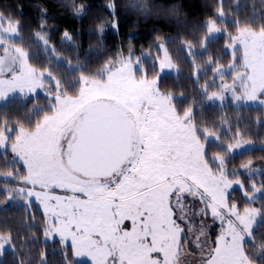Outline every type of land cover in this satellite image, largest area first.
Instances as JSON below:
<instances>
[{
  "label": "snow or ice",
  "instance_id": "snow-or-ice-1",
  "mask_svg": "<svg viewBox=\"0 0 264 264\" xmlns=\"http://www.w3.org/2000/svg\"><path fill=\"white\" fill-rule=\"evenodd\" d=\"M61 6L78 19L90 7L77 0ZM104 8L108 16L93 22L101 45L108 27L119 28L117 0ZM238 8V0L236 11L218 0L199 25L206 30L199 55L207 53L203 70L211 76L200 85L202 69L193 62L192 100L183 91L160 90L170 76L166 69L179 78L167 40L140 56L121 50L89 74L84 62L65 64L56 52L46 9L30 42L19 20L0 13V204H22L25 211L38 204L44 242L60 245L64 264H184L190 246L198 264H264V232L257 233L264 227V178L259 186L239 178L264 176V166L249 159L229 168L234 154L252 144L243 139L240 110L249 103L264 110V16L241 18ZM220 38L224 48L216 55L208 46ZM60 39L71 46L77 34L65 29ZM185 47L198 55L191 44ZM40 53L48 65L42 69L34 66ZM229 104L234 124L227 112L219 122L204 118L206 106ZM234 186L246 204L242 210L231 195ZM6 245H14L11 231L0 235V257ZM40 264H47L46 254Z\"/></svg>",
  "mask_w": 264,
  "mask_h": 264
},
{
  "label": "trees",
  "instance_id": "trees-1",
  "mask_svg": "<svg viewBox=\"0 0 264 264\" xmlns=\"http://www.w3.org/2000/svg\"><path fill=\"white\" fill-rule=\"evenodd\" d=\"M131 1L117 0L119 28L118 31H114L108 27L103 34L102 45L94 33L93 22L98 18L108 16V10L104 8L108 0H77V3L87 2L90 5L89 12L82 19L74 17L70 8L61 6L64 0H0V13L19 20L23 28V38L26 42H30V33L39 30L43 19L41 8L46 9V31H49L51 35V43L55 45L56 52L62 56L65 64L68 59H71L72 64L75 65L78 58L79 62L86 64L89 74H95L110 57L118 55L121 50L127 56L128 49L132 48L133 55L140 56L142 52L149 51L150 45L167 40L166 47L169 49L173 64L177 65L179 78L177 79V73H170L169 77L161 80L160 90L174 92L176 96H179L183 91L185 99L192 100V82L195 79L193 62L202 69L200 85H203L205 80L211 76L210 71L203 70V66L207 63V53H204L203 58L199 55L202 51L200 42L204 39L206 31L200 29L199 25L212 16L218 7V0H133V4L138 2L146 4L147 11L131 7L133 5ZM236 4L237 0H224L226 10L231 8L236 11ZM238 4L241 18L250 16L253 12L258 16H264V0H238ZM232 18L234 17H229V19ZM65 29L70 33L77 34V39L71 46L67 44L61 46L60 38ZM182 44L185 46L191 44L198 55H188L186 47L181 49ZM76 48L78 51L74 50ZM223 48L224 40L222 38L208 46V50L214 51L216 55H220V50ZM37 51L38 49L33 47V52ZM86 53L89 54L87 57ZM151 53L152 57L156 56L154 48L151 49ZM230 53L231 50H228V54L223 60L224 65L230 62ZM151 62L150 57L148 63ZM34 66L38 69L48 66L43 53H40V58ZM63 72L64 69L61 68L60 73ZM58 78L60 77L58 76ZM62 78L71 80V77L67 75H63ZM152 78L154 77L150 74L149 79ZM187 106V103L180 105L181 108ZM240 111L243 115L240 125L243 139L252 141L253 147L234 154L229 162L230 169L238 168L240 164L246 163L249 159L253 163L264 164V125L257 123V117L264 119V110H260L259 106L248 105ZM225 112L230 115L231 122L234 124L236 116L230 104L224 110L206 106L204 118L215 119L219 122V117ZM209 154H212L211 151ZM239 178L249 185L255 182L259 186L264 176L248 178L247 175H244ZM0 186H3L2 180H0ZM240 204L242 207L246 206L242 199ZM253 206L259 207V200L254 202ZM42 215V210L36 203H34L33 209L28 211H25L22 204L11 202L6 205L0 204V235L7 236L11 231L13 246L16 249L14 256L13 246L7 247L3 251V256L0 257V264H20L21 258H23V264H40L41 257L45 254L47 264H64L59 251L60 245H52L51 242L46 245L44 242ZM32 216L35 217L34 221L31 220ZM261 232H264V227L257 228V233ZM34 237L37 239H32Z\"/></svg>",
  "mask_w": 264,
  "mask_h": 264
},
{
  "label": "rangeland",
  "instance_id": "rangeland-1",
  "mask_svg": "<svg viewBox=\"0 0 264 264\" xmlns=\"http://www.w3.org/2000/svg\"><path fill=\"white\" fill-rule=\"evenodd\" d=\"M131 4H133V0L131 1ZM162 57H163V54L161 53V58ZM165 71L166 72H169V73H177L175 70L166 69ZM229 80H230V78H229ZM248 105H254V104L249 103ZM255 106H258V105H255ZM252 147H253V144H251L250 146H246L244 150L250 149ZM237 152H239V150ZM254 166H256V167H262V166H264V164L263 163H254ZM237 169H239V167ZM234 188L236 189L235 191L230 190L231 195H232V197H234L236 199V202L239 204V206H240V208L242 210L243 207H245V206L242 207L241 204H240L241 203V198L240 197L242 196V193L240 192L238 186H234ZM36 205L39 208V205L38 204H36ZM199 223H200L199 222V219H197V221H196V226L197 227H199ZM207 223L208 224H212V220H211V217L210 216H209V218L207 220ZM218 231H219V222L217 221L216 224L214 225V227L212 228V232L215 233V232H218ZM214 238L215 237L213 236V239ZM193 239H194V237H193ZM7 247H9V245H6L5 246V249ZM198 257H199L198 251L194 247L190 246L187 249L186 254H184V255L181 256V260L184 262V264H198Z\"/></svg>",
  "mask_w": 264,
  "mask_h": 264
}]
</instances>
